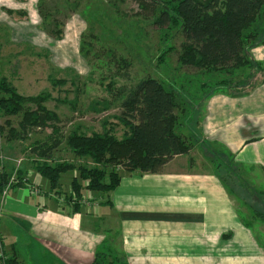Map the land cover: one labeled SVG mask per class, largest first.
<instances>
[{
    "label": "rangeland",
    "instance_id": "1",
    "mask_svg": "<svg viewBox=\"0 0 264 264\" xmlns=\"http://www.w3.org/2000/svg\"><path fill=\"white\" fill-rule=\"evenodd\" d=\"M156 17L157 10L142 5L139 0H0V86L15 88L26 99V115L43 111L53 118L51 123L59 134L110 132L121 138L128 130L118 118L122 86L130 88L145 77H155L178 93V114L185 112L187 101L188 119L192 120L182 119L180 128L185 132L184 127L192 126L197 135L206 107L204 99L229 90L233 84L248 81L249 76L235 75L234 80L221 71L206 72L183 64L180 57L185 39L180 29H161L155 23ZM251 51L252 55L264 57V45ZM229 78L232 83L226 82ZM0 90L1 97L8 96L1 87ZM39 105L42 110L36 111ZM22 118L23 112L12 116L0 113V174L6 172L8 178L3 193L28 187L41 195L52 194L61 204H68L71 182L73 176L78 177L80 166L104 168L107 173L117 172L120 176L127 171L120 165L98 164L89 156L75 155L65 140L50 159L40 158L31 152V147L60 136L52 133L51 126L41 128L33 121L24 132L20 128ZM204 147L192 148L194 156L203 160L205 169L219 171L230 191L237 195L241 221L253 227L256 239L264 245V222L254 216L255 211L264 214V191L243 182L247 179L245 172L242 169L243 174L236 175L237 168L227 165L230 159L226 153L220 152V159L210 161V155L215 156L213 153L218 151ZM44 162L52 166L70 163L75 169L73 173H63L60 186L52 189L49 182L44 184V177L37 171L36 165ZM89 193L88 197L83 193L81 204H89L90 199L106 201L111 192ZM94 208L98 213L99 208ZM113 225L110 226L115 230ZM16 231L13 240L18 242V251L29 258V264L37 263L30 258L31 247L35 250L36 246H29V236L22 227ZM111 232L110 229L107 235L101 231L112 245ZM123 256L128 263L127 256ZM50 258L44 252L40 255L42 264H56ZM12 259L1 251L0 264H13ZM149 259L145 264H150Z\"/></svg>",
    "mask_w": 264,
    "mask_h": 264
},
{
    "label": "crops",
    "instance_id": "2",
    "mask_svg": "<svg viewBox=\"0 0 264 264\" xmlns=\"http://www.w3.org/2000/svg\"><path fill=\"white\" fill-rule=\"evenodd\" d=\"M253 56L264 61L257 53ZM261 74L247 87L232 86L206 97L198 136L192 126L184 127L183 134L192 138L196 148H215L218 152L213 153L216 157L210 155V161L226 153L229 168L235 166L236 175L243 169L247 179L242 181L264 191ZM194 154L192 149L176 155L157 173L122 172L108 200L90 199L78 212L54 195H41L28 187L0 192L4 253L13 264H29L13 240L16 228L22 227L29 246H36L30 252L35 264L43 263V252L56 264H91L100 246L126 255L128 264H145L148 257L150 264H264V245L253 227L238 216L237 195L219 171L205 169ZM110 229L112 245L106 242Z\"/></svg>",
    "mask_w": 264,
    "mask_h": 264
},
{
    "label": "trees",
    "instance_id": "3",
    "mask_svg": "<svg viewBox=\"0 0 264 264\" xmlns=\"http://www.w3.org/2000/svg\"><path fill=\"white\" fill-rule=\"evenodd\" d=\"M139 2L157 10L155 23L159 28L180 29L185 39L180 57L183 64L206 72L221 71L234 80L237 75L249 76L248 81L233 84L237 87L249 86L254 82L256 73L264 71V61L254 59L251 51L257 46L264 45V0H139ZM239 70H243L244 73ZM232 79L229 78L226 82L232 83ZM0 87L8 94L7 97L0 96V113L12 116L23 112L20 122L22 131L25 132L30 127L29 122L33 121L41 128L51 126L52 133L60 136L31 147V152L42 159H50L65 140L75 155L89 156L95 163H113L129 172L157 173L176 155L187 154L194 146L192 138L185 136L180 128L183 124L182 119L184 122L192 120L188 119L190 113L187 111V101L184 106L185 112L178 114L177 109L180 108L178 93L155 77H145L130 88L122 86L121 112L118 118L128 130L121 138L110 132L92 135L78 132L66 136L59 134L56 125L51 123L53 118L43 111L41 114L26 115L24 110L26 99L15 88L2 84ZM40 110L42 107L39 105L36 111ZM1 135L0 124V138ZM36 166L37 171L48 180L52 189L60 186L63 173L67 171L73 173L75 169L73 164L65 162L54 166L44 162ZM78 171V177L73 176L71 182L72 190L68 196L70 202L67 201L74 212L81 209L83 193L113 192L121 180L117 172L107 173L104 168L80 166ZM7 180L6 172H1V193L5 190ZM254 216L264 222L263 213L255 211ZM0 249V253L4 251L1 237ZM123 257L117 250L112 252L100 248L96 251L91 264H128Z\"/></svg>",
    "mask_w": 264,
    "mask_h": 264
}]
</instances>
